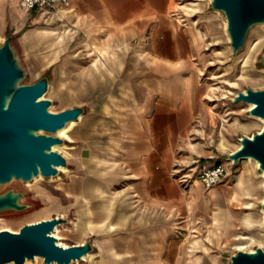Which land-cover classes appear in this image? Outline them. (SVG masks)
I'll list each match as a JSON object with an SVG mask.
<instances>
[{"label": "crops", "instance_id": "crops-1", "mask_svg": "<svg viewBox=\"0 0 264 264\" xmlns=\"http://www.w3.org/2000/svg\"><path fill=\"white\" fill-rule=\"evenodd\" d=\"M18 4L17 54L45 67L50 90L73 100L65 108L86 110L59 186L77 229L102 235L84 261L215 264L211 251L253 238L264 225L260 175L227 168L212 187L177 178L195 158L220 163L204 141L221 119L201 76L206 18L182 17L177 0H70L75 30L62 33Z\"/></svg>", "mask_w": 264, "mask_h": 264}, {"label": "water", "instance_id": "water-1", "mask_svg": "<svg viewBox=\"0 0 264 264\" xmlns=\"http://www.w3.org/2000/svg\"><path fill=\"white\" fill-rule=\"evenodd\" d=\"M210 7L226 18L233 53L244 47L252 27L264 24V0H210ZM13 39L14 35L8 34L0 43V187L13 180L30 182L39 176L56 177L61 167L68 168L67 156L54 149L66 142L58 132L86 111L83 106H74L53 112V100L45 97L50 89L49 77L24 82L27 72L18 59ZM261 63L264 66V54ZM233 101L254 104L249 115L264 119V89L247 88L246 92H238ZM247 158L256 160L258 171H264V127L252 136L242 137L240 147L228 155L234 164ZM24 196L14 189L0 193V214L28 209L30 205L22 202ZM67 222V218L55 216L27 223L19 231L0 230V264H25L37 256L45 264L82 261L94 251L90 239L65 247L52 234ZM230 264H264V249L237 250Z\"/></svg>", "mask_w": 264, "mask_h": 264}, {"label": "rangeland", "instance_id": "rangeland-1", "mask_svg": "<svg viewBox=\"0 0 264 264\" xmlns=\"http://www.w3.org/2000/svg\"><path fill=\"white\" fill-rule=\"evenodd\" d=\"M177 3L179 14L182 17L193 21L201 19L203 22L207 21L204 24L209 25L208 44L202 53L200 69L202 80L210 87L209 100L212 105L211 109H213L212 113L216 118H221L217 119L219 120V125L217 126L216 124L211 132L212 140H204L214 149L215 157L212 160L225 164L232 173L245 170L260 175L258 168L251 162L241 160L231 165V162L228 161V155L238 148L242 137L252 136L263 128L260 123L249 118L247 105L244 102L235 103L233 100L238 92H244L247 88L254 90L264 89V74L261 73L264 70V66L261 63V58L264 54V28L262 26L252 27L247 35L244 47L237 53H233L230 39H228L224 30L225 17L222 13L212 10L210 0H177ZM17 6H19L18 0H0V43L4 42L8 34L14 35L15 38L13 32L16 28V23L13 20V12ZM25 18L26 15L24 14ZM202 18H206V20L204 21ZM31 21V18H29L27 24H32ZM39 24L44 25L43 23ZM17 56L27 72V76L24 79L25 83H33L47 75L45 74V67H39L38 62L30 64L27 61L28 54H17ZM91 56L90 54L87 55L86 64L92 63ZM249 69L253 72L249 71ZM45 97L53 100V104L50 107L53 112L67 109L65 107L73 102L69 98H66L65 101L59 97L55 90L50 89ZM102 126L105 127V125ZM65 144L68 147L75 145L67 140ZM67 151L73 153L74 156L73 149H68ZM62 153L65 154L64 152ZM67 158L70 167L71 159L69 156ZM65 172L61 171L58 176L52 178L43 177L36 181L35 178L30 182L13 180L1 186L0 193L10 189L22 191L25 194L22 202L29 204L30 207L20 212L1 213L0 230L19 231L27 223L62 216L67 218L68 222L59 225L57 236L54 234L55 230L52 232L58 238L59 244L65 243L67 247L72 244H78L77 242L85 239L91 240L96 237H102V235H96L86 230L83 231V228L77 229L75 226L74 221H77L75 220V205L70 198L64 195V190L59 189L61 184L64 185ZM257 225L259 229L256 230L253 238L245 240L241 244L236 241L230 242L224 247H220L218 251H211V254H216L215 264H230V257L237 250H253L256 247L264 249V225L259 222ZM98 251L99 249L96 248L95 253L98 254ZM90 262V260H82L72 264H89ZM11 263L14 264V262ZM39 263L45 264L42 260L39 262L30 260L25 264Z\"/></svg>", "mask_w": 264, "mask_h": 264}, {"label": "built area", "instance_id": "built-area-1", "mask_svg": "<svg viewBox=\"0 0 264 264\" xmlns=\"http://www.w3.org/2000/svg\"><path fill=\"white\" fill-rule=\"evenodd\" d=\"M20 7L29 15L37 14L46 25H58L62 33H73L75 30L69 10L70 0H20ZM229 162L234 165L232 161ZM184 167L177 176L184 187L193 182H201L206 187H212L228 174L225 164L219 163L209 167L200 158H195Z\"/></svg>", "mask_w": 264, "mask_h": 264}, {"label": "bare ground", "instance_id": "bare-ground-1", "mask_svg": "<svg viewBox=\"0 0 264 264\" xmlns=\"http://www.w3.org/2000/svg\"><path fill=\"white\" fill-rule=\"evenodd\" d=\"M17 8V7H16ZM16 10V9H15ZM214 12H217V13H220V11H218V10H215ZM18 13H20V12H18ZM25 13V12H24ZM23 13V14H24ZM20 14H22V13H20ZM256 26H262L263 28H264V24H258V25H256ZM224 30H225V32H226V34H227V36H228V39H230V36H229V34H228V32H227V20H226V18H225V21H224ZM249 56H250V54H249ZM245 64V63H244ZM249 71H252L251 69H249ZM253 72V71H252ZM261 73H263L264 74V70L261 72ZM244 79H246V77H244ZM244 92H246V91H244ZM246 105H247V109H248V111L250 110V108H252L253 106H254V104H252V103H245ZM249 118L250 119H252V120H254V121H256V122H258V123H260L261 124V126L262 127H264V119L263 118H261V117H258V116H253V115H249ZM81 120V119H80ZM78 123H79V120H77V121H72L71 123H69L65 128H63V129H61L59 132H58V135L59 136H61V137H63L65 140H67V141H72V137H71V132L74 130V128L78 125ZM240 147V144H239V146H238V148ZM54 149L55 150H59V151H62V152H64L67 156H71V153L69 152V151H67L68 149H74V147H68L67 146V144H63V145H58V146H55L54 147ZM244 161H248V162H251V163H253L257 168L259 167V163L256 161V160H253V159H251V158H247V159H243ZM68 170V168H64V167H61L60 168V171H67ZM260 176H261V178H263L264 179V171H262V172H260ZM43 177L42 176H39L38 178H36L35 179V181L36 180H39V179H42ZM263 214H264V210H263V212H262ZM58 231H59V226L55 229V232H54V234L57 236V234H58ZM64 244V245H63ZM62 246H65V243H62ZM66 247V246H65ZM91 254V253H90ZM90 254H88V255H90ZM87 255V256H88ZM87 256H85V257H87ZM85 257H84V259H85ZM83 259V260H84ZM35 260H37L38 262L40 261V260H42L43 261V263H44V260H43V258L42 257H40V256H37L36 258H35ZM35 260H32V261H35ZM27 261H30V260H27ZM26 261V262H27ZM10 264H12V263H10ZM40 264V263H39ZM54 264V263H53Z\"/></svg>", "mask_w": 264, "mask_h": 264}]
</instances>
